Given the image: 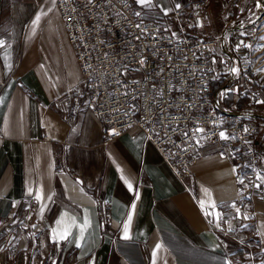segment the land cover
<instances>
[{"label":"crops","instance_id":"obj_1","mask_svg":"<svg viewBox=\"0 0 264 264\" xmlns=\"http://www.w3.org/2000/svg\"><path fill=\"white\" fill-rule=\"evenodd\" d=\"M196 1L152 0L142 7L150 18L173 19L181 10L191 34L218 39L214 81L221 85L213 93L220 105L249 118L255 96L264 101V82L242 68L250 65L245 45L253 20L241 24L261 6L209 0L199 11ZM0 40V264H264V179L240 184L235 143L200 139L192 175L179 179L139 128L108 139L106 126L87 109L88 85L57 0H0ZM244 93L251 99L239 108ZM254 119L264 123L259 113ZM255 145L264 175L260 128ZM54 229L70 235L59 240ZM227 230L252 236L256 263Z\"/></svg>","mask_w":264,"mask_h":264},{"label":"built area","instance_id":"obj_2","mask_svg":"<svg viewBox=\"0 0 264 264\" xmlns=\"http://www.w3.org/2000/svg\"><path fill=\"white\" fill-rule=\"evenodd\" d=\"M208 1H196L195 9ZM57 9L88 85L87 109L106 126L108 139L139 128L184 179L198 162L199 140L222 143L219 133L225 132L238 148L240 184L263 181L258 125L247 113L220 105L212 90L218 39L191 34L181 10L173 19L150 18L135 0H57ZM242 68L247 72L250 65ZM225 234L256 263L259 246L251 235Z\"/></svg>","mask_w":264,"mask_h":264},{"label":"rangeland","instance_id":"obj_3","mask_svg":"<svg viewBox=\"0 0 264 264\" xmlns=\"http://www.w3.org/2000/svg\"><path fill=\"white\" fill-rule=\"evenodd\" d=\"M251 27H249L250 39L248 41V52H249V59L247 61L250 62V68H252V72L255 73L261 81L264 82V5H262L259 9L252 10L251 12L247 13L245 18L243 19L244 27L252 21ZM236 24L232 25L235 26ZM255 110L251 109L252 116L249 118L256 122L258 128L262 132H264V123L256 121L254 118L259 114L262 115L264 121V107L258 108L254 107ZM259 110V111H258ZM263 169V168H262ZM261 170V168H260ZM262 173V172H261ZM264 175L261 174V178Z\"/></svg>","mask_w":264,"mask_h":264},{"label":"snow or ice","instance_id":"obj_4","mask_svg":"<svg viewBox=\"0 0 264 264\" xmlns=\"http://www.w3.org/2000/svg\"><path fill=\"white\" fill-rule=\"evenodd\" d=\"M53 2H54V0H53ZM91 2H92V0H89V3H91ZM136 2L138 4H140L141 6H151L152 5V0H136ZM262 5H264V0H257V7H260ZM176 7L179 8L180 5L177 4ZM165 14H167V13H165ZM137 15H139V13H137ZM40 18L41 17L39 15H37L36 18H35V20L33 21V23L34 24L35 23H38L39 20H40ZM4 43H5L4 41L0 40V47H3L4 46ZM241 43H243V42H241ZM239 46L240 45H237L238 48H239ZM245 46L246 47H250L248 45H245ZM141 63H143V61H141ZM230 71L235 74V73H238L239 70L237 68L233 67V68L230 69ZM258 103H264V101H258ZM197 131H203V129H197ZM245 131H247V129H245ZM112 134L118 135V133L115 132V130H113V133ZM219 136H220V139H222V140L229 139V136L225 132H220L219 133ZM235 171H236V169L233 168V172H235ZM121 178L124 179V182L127 184L128 189L131 191L133 189L132 183L129 180H127L126 178H124L123 176ZM261 179H264V177H262ZM240 183H243V181L241 180ZM257 187H259V185H257ZM29 192L31 193V189H29ZM136 197H137V199L139 198V193L138 192L136 193ZM37 199H41V197L40 196H37ZM233 206H235V205H233ZM212 207L214 208L215 205L212 204ZM132 208H133V210L135 209V204L134 203L132 205ZM236 212H237V218H240V210L238 208L236 209ZM206 215H212V213H207L206 212ZM215 215H216V219L217 220H219L221 218V214L216 213ZM243 218L244 219H248L249 217L245 215V216H243ZM131 219H132V215L130 213L129 216H128V222L124 226V239H128L129 238V236H128V230H129V225H130ZM58 223H60V222H58ZM87 225H88V221L85 220L84 227H82L80 229L81 238L83 237V232H84L85 228L87 227ZM217 226H219V225L217 224ZM69 235H70V230L69 229H64L63 231H59V232L56 229L53 230V237L54 238H58L59 240H66ZM76 246L77 247H80L79 242H77V245ZM159 247H160V245H157L156 246L157 249H159ZM155 255H156V253L154 251L153 252V257H155ZM153 264H155V260H153ZM229 264H230V262H229Z\"/></svg>","mask_w":264,"mask_h":264},{"label":"trees","instance_id":"obj_5","mask_svg":"<svg viewBox=\"0 0 264 264\" xmlns=\"http://www.w3.org/2000/svg\"><path fill=\"white\" fill-rule=\"evenodd\" d=\"M252 74V73H251ZM252 75H254V74H252ZM220 85H221V83H215V81L213 80V82H212V90L215 92V91H217L218 90V88L220 87ZM260 92L264 95V85L263 86H261L260 87ZM252 98H254V97H252ZM256 96H255V98H254V100H253V103H255V105L256 106H258V107H262V105H260V104H258V103H256L255 101H256ZM250 99H251V97H249V95H248V93H244L242 96H240V98L236 101V105H237V107H239V108H245V107H247L248 106V103H249V101H250ZM230 105H232L233 104V101L232 102H230L229 103ZM257 120H258V118H256ZM256 120V121H257ZM259 129V128H258ZM258 133V132H257ZM262 188H264V186L262 187Z\"/></svg>","mask_w":264,"mask_h":264}]
</instances>
